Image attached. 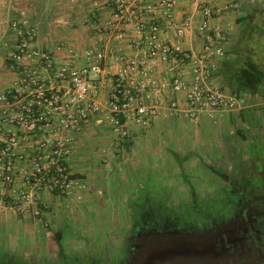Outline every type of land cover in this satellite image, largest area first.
I'll list each match as a JSON object with an SVG mask.
<instances>
[{
  "label": "built area",
  "instance_id": "1",
  "mask_svg": "<svg viewBox=\"0 0 264 264\" xmlns=\"http://www.w3.org/2000/svg\"><path fill=\"white\" fill-rule=\"evenodd\" d=\"M111 13L94 23L93 43H60L56 52L37 44L38 27L24 10L10 20L16 42L8 55L13 84L0 92V208L29 213L45 228L54 225L51 201L79 204L88 189L70 164L84 123L102 116L116 141L132 140L160 116L250 106L249 93L214 80L227 55V13L240 0H108ZM247 1V0H246ZM264 6V0H248ZM195 31L201 47L184 46Z\"/></svg>",
  "mask_w": 264,
  "mask_h": 264
},
{
  "label": "crops",
  "instance_id": "2",
  "mask_svg": "<svg viewBox=\"0 0 264 264\" xmlns=\"http://www.w3.org/2000/svg\"><path fill=\"white\" fill-rule=\"evenodd\" d=\"M194 1L181 0L182 12H190L193 9ZM204 1L222 4L229 0ZM245 1L240 0L239 7L243 10L236 9V18L246 15L252 7L253 3ZM247 4L249 5L247 6ZM19 10L26 11L32 22L37 25V44L42 48L56 52V47L60 43L76 47L93 43L95 40L94 23L106 18L112 11V5L108 0H0V92L10 87L15 78V74L8 68V55L16 42L10 20ZM224 21L230 24L227 17L224 18ZM236 31L234 30L229 36L228 54L224 59L229 56L228 45ZM183 42L185 47L192 50H198L201 47V38L195 31L187 34ZM214 80L218 81L215 76ZM256 117L259 118L257 124L253 123ZM175 118L178 122L174 120ZM248 121H252L251 124H248ZM104 126H109V124L104 121L102 116L84 123L78 134L82 133L86 137L77 134L76 147L70 158L71 165L73 161L80 159L79 152L91 150L93 143L89 142L88 136L97 134L99 137L95 143L98 142L105 148H114V144L120 145L115 142L116 138L112 131L111 136L104 133ZM135 129L136 133L132 140L121 142V146L125 145L128 151L136 146L146 149L155 143L159 144L160 135L163 144H172L178 149L179 153L177 151L168 153L165 165L168 164L169 167L165 170L163 165L162 168L165 170L163 178L157 167L147 170V175L146 170L142 169L144 164L150 167L156 165L152 156H148L147 152V154L141 155V160L131 161V159H127L126 155H124L125 157L122 155V158L114 156L111 150H109L110 152L104 150L105 158L103 160L111 161L110 163H114L118 168L115 167L113 174L106 179L107 185L104 187L102 195H100L96 184V186H90L87 183L88 189L85 191L83 200L74 207L66 206L63 201L62 203L56 200L51 201L53 217L60 216L59 219L62 217L58 226L54 228L53 236L56 231H60L63 236L66 228L70 230L80 224L78 229L74 228L76 235L79 234L78 231L82 227L81 218L84 220L87 217L88 222L86 223H92L89 222L92 221L89 219L91 218L90 214L94 210H99L98 206L96 208L97 195L105 198L101 203L106 210L111 208L113 210H128L130 208L127 207L134 204L136 207L145 204L142 202L144 197L142 195L160 193L165 197L187 188L212 189L217 187V184H209L207 180L214 174L225 178L232 174L247 173L252 161L258 158L262 151L264 153V101H255L238 112H219L216 121L202 113L196 122H192L183 113L178 116H160L149 129ZM100 132L103 134L100 135ZM178 159L181 160V166L185 167L184 171L188 178L186 181L179 177L175 179L177 176L172 178L173 173L170 169L175 168ZM124 164L125 166L129 165L125 167ZM75 171L85 178V173L82 170ZM123 171H127V175L124 176ZM152 172L154 173L152 174ZM168 172L170 173L168 174ZM122 176L129 177L125 180L122 179ZM96 181L99 182L100 179H96ZM164 182L172 184L173 187L164 188ZM78 213L81 214L80 219ZM76 221L78 222L76 223ZM48 229V233L52 231Z\"/></svg>",
  "mask_w": 264,
  "mask_h": 264
},
{
  "label": "flooded vegetation",
  "instance_id": "3",
  "mask_svg": "<svg viewBox=\"0 0 264 264\" xmlns=\"http://www.w3.org/2000/svg\"><path fill=\"white\" fill-rule=\"evenodd\" d=\"M248 168L225 178L214 174L207 180L217 184L212 189L166 195L160 210L130 209L128 225L107 230L106 241H85L66 228L55 254L42 247L24 259L11 251L0 253V264H105L96 253L106 264H264L263 151Z\"/></svg>",
  "mask_w": 264,
  "mask_h": 264
},
{
  "label": "rangeland",
  "instance_id": "4",
  "mask_svg": "<svg viewBox=\"0 0 264 264\" xmlns=\"http://www.w3.org/2000/svg\"><path fill=\"white\" fill-rule=\"evenodd\" d=\"M245 2L249 3L247 1ZM248 5L249 4H247V6ZM236 12H237L236 9H234L230 11L229 14L227 13L226 15L228 21L230 22L229 25L231 27L229 30V36H231V33H233L234 30H237L238 27L240 26L235 16L237 14ZM83 40H86V39H83ZM260 44L261 42L258 45ZM258 45H256V47H258ZM174 120L178 122L176 118ZM251 122L252 121H248V124H251ZM258 122H259V118L256 117L253 123L257 124ZM103 129L105 130L104 131L105 134L111 136L112 130H110L111 128L109 126H104ZM175 130L177 131V129ZM101 134L103 133L100 132V135ZM78 135L81 137L84 136L82 135V133ZM88 137H89L88 140L90 139L89 142L93 143L91 150H89L88 152H85V151L82 153L79 152L78 157H80V159L73 161L72 166L75 170H82L85 173V178L83 177V179L88 183V185L90 186H93L95 184L97 185L99 193H101L100 195H102V191L104 187L107 185L106 179L109 178L111 174H113L115 167L118 168V166H115L114 163H110L111 161L106 162L103 160L105 158L104 150L105 151L111 150V153H113L114 156H120L122 158L124 155H126L127 159H131V161L132 160L137 161L138 159L141 160V155H145L148 153V156H152L153 161L156 162V165L154 164V166L150 167L144 164V166L142 165V169H144V171L146 170L147 172L146 175H147L148 174L147 170L152 169L153 167H157L160 169L159 174L160 173L162 174V178L165 174V170H167L166 168L169 167L168 164L165 165L167 156L169 155L168 153L173 152V151L178 152V149L175 146L173 147L172 144H168V145L163 144V139L161 135L158 138L159 144L155 143L153 144V146L146 148V149L141 148V147L138 148L136 146V147H132L129 151L128 149H126L125 145L121 146V144L119 146H116L114 144V148L109 149V148L103 147L98 142L95 143L97 141V138L99 137L97 134H94L93 136H88ZM115 142L117 141L115 140ZM108 159L110 158L108 157ZM180 161L181 160L176 161L177 163H175L176 165L175 168L170 169V170H172L171 173H173L172 178H175L173 176H177L175 179L179 177V179L184 180L187 174L184 171L185 167L181 166ZM128 165L129 164H126L125 166L124 164L125 167H128ZM163 165H164L165 170L164 168H162ZM122 173L124 174V176L127 175V171H123ZM153 173L154 172H152V174ZM169 173L170 172H168V174ZM239 175L241 174L239 173ZM124 176H122V179H125V180L127 179V177H129V176H126L124 178ZM96 179L98 180L100 179V181L97 182ZM163 184H164L163 186L164 188L173 187L172 184L167 183V182H164ZM142 197H143L142 202H144L145 206L149 208L160 210V206H162L164 202V196L160 195V193L142 195ZM103 200H105V198L99 197V195H97L96 208L98 206L99 210H94L90 214L91 218L89 219H92V221H89V222H92V223L87 224L86 223L88 222L86 219L87 217L85 216L86 218H84L83 220V218L80 217L81 214L78 213L79 214L78 218L79 219L81 218V222H82V227L79 226L80 229L78 232H79V235L82 236L85 241L87 240V238L91 239L92 237H95V238H92V239H95L94 240L95 242H97V240L100 241V239L101 240L104 239V241H106L105 232H107V230L112 231L113 228L117 225L116 227L120 226V231H121L123 228H125L128 225L129 223L128 221L131 219L130 211H133V210H130V209H134V210L136 208L137 210L139 209L134 204L133 206L127 207V208H130L128 210H116V209L113 210V208L106 210L105 206L101 203ZM146 207L143 206V208H146ZM59 217L60 216H58L57 218L54 217V220H55L54 225L53 227L48 229V230H52L51 232H49L52 234H49L47 232V228L42 227L41 225L36 223V221L33 219V217L29 213L19 214L6 207L0 208V253H7V252L10 253L12 251V252L19 253L21 258L28 259V258H32V255L36 257L40 253V250L42 251L41 248L44 247V249H48L47 251H52L55 254L57 250L56 240H57V236L60 235V231L55 232L56 233L55 238L53 236V233H54V228L58 226L60 219L62 218L61 217L59 219ZM77 222L78 221H76V223ZM78 225L71 228L70 231L74 232V228L78 229ZM46 232L48 233V235ZM80 242L81 241L79 240V243ZM62 243H64V240H62ZM100 245H106V242H102ZM74 246H76V242H75V245H73V248ZM96 255L99 256V259L97 260L101 262H105V264L108 263L107 261H105L106 259L102 257L101 253H96ZM107 255H110V252H108Z\"/></svg>",
  "mask_w": 264,
  "mask_h": 264
},
{
  "label": "trees",
  "instance_id": "5",
  "mask_svg": "<svg viewBox=\"0 0 264 264\" xmlns=\"http://www.w3.org/2000/svg\"><path fill=\"white\" fill-rule=\"evenodd\" d=\"M251 5L237 18L240 26L229 42V56L219 62L214 76L221 87L249 93L255 103L264 101V6Z\"/></svg>",
  "mask_w": 264,
  "mask_h": 264
}]
</instances>
